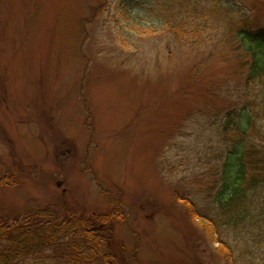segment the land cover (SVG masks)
<instances>
[{
    "label": "rangeland",
    "instance_id": "obj_1",
    "mask_svg": "<svg viewBox=\"0 0 264 264\" xmlns=\"http://www.w3.org/2000/svg\"><path fill=\"white\" fill-rule=\"evenodd\" d=\"M169 1L0 0V177L15 180L0 189V215L49 205L95 223L115 211L106 220L129 264H264V238L227 224L218 198L225 115L255 92L231 20L263 29L264 0L171 1L201 29L188 41L157 16ZM262 124L245 163L249 228L264 235Z\"/></svg>",
    "mask_w": 264,
    "mask_h": 264
},
{
    "label": "trees",
    "instance_id": "obj_2",
    "mask_svg": "<svg viewBox=\"0 0 264 264\" xmlns=\"http://www.w3.org/2000/svg\"><path fill=\"white\" fill-rule=\"evenodd\" d=\"M171 1L159 5L166 12L157 16L165 21L178 38L188 41L187 37L191 33L197 38L201 29L195 27L189 30L195 16L182 13V7L185 6L182 4L178 5L177 10L174 9ZM213 1L218 5L222 3L221 0ZM231 22V28H236L235 36L252 53L248 60L245 82L255 92L252 98L244 101L240 107L228 110L225 115L220 136L227 150L226 175L218 198L225 212V222L239 225L251 235L253 241H259L264 235L252 234L249 228L256 220L250 212L251 200L248 196L251 184L256 182V176L247 178L245 155L246 141L252 128L260 124L261 129L264 121V28L255 30L247 26L245 16H242L241 21ZM14 183L15 180L10 175L0 177V189ZM180 199L190 210L191 216L201 218L204 229L209 235H213L212 220L202 213L191 198L186 196ZM120 216L115 211L100 214V220H95L94 223L92 216L77 215L73 211L62 214L49 205L28 210L13 218L0 215V264H129L121 254V246L118 248L113 245L116 240L112 225L114 221L106 220L115 217L116 220ZM219 250L225 252L227 260L234 255V250L227 241L222 242ZM134 263L139 264L137 259Z\"/></svg>",
    "mask_w": 264,
    "mask_h": 264
}]
</instances>
